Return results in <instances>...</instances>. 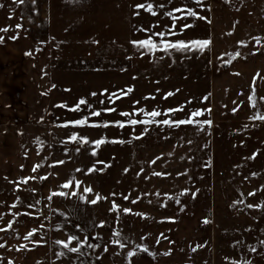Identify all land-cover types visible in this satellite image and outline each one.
<instances>
[{
    "label": "rangeland",
    "instance_id": "1",
    "mask_svg": "<svg viewBox=\"0 0 264 264\" xmlns=\"http://www.w3.org/2000/svg\"><path fill=\"white\" fill-rule=\"evenodd\" d=\"M47 2L0 264H264V0Z\"/></svg>",
    "mask_w": 264,
    "mask_h": 264
},
{
    "label": "crops",
    "instance_id": "2",
    "mask_svg": "<svg viewBox=\"0 0 264 264\" xmlns=\"http://www.w3.org/2000/svg\"><path fill=\"white\" fill-rule=\"evenodd\" d=\"M4 2L3 14L6 17L1 23L3 27L0 28V128L17 121L21 112H18L15 107L24 104V101L28 103L26 100H22L23 96H26L29 83L28 79L25 81L22 79L24 74L28 77L30 73L27 60L31 37L29 34L37 39H39V35L35 36L30 33L25 26L43 27L48 13L45 12V9H48L47 0H13V2L4 0ZM11 3L21 12L19 20L15 25H12V29L15 26L16 30H20L17 35L10 33L11 26L9 24L13 19Z\"/></svg>",
    "mask_w": 264,
    "mask_h": 264
}]
</instances>
